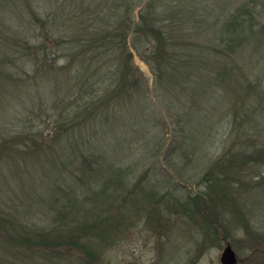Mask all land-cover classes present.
I'll return each mask as SVG.
<instances>
[{
    "label": "rangeland",
    "instance_id": "374dc122",
    "mask_svg": "<svg viewBox=\"0 0 264 264\" xmlns=\"http://www.w3.org/2000/svg\"><path fill=\"white\" fill-rule=\"evenodd\" d=\"M190 1L189 49L208 66L203 80L185 83L184 98L157 85L147 61L130 47L149 85L135 107L142 113L136 123L148 133L143 138L134 122L113 132L99 124L92 132L89 116L83 132L79 126L61 131L82 120L73 117L78 105L66 97L71 89L61 73L47 84L32 55L22 63L13 43L17 29L31 44L43 34L16 24L27 14L26 0H0V264H221L228 244L240 264H264V156L240 167L229 161L234 153H246L245 159L249 152H264V0ZM242 4L255 13L253 34L226 54L209 48L206 38ZM56 6L63 18L74 8L72 0H57ZM207 12V21L200 22ZM80 137L90 138L81 146L85 153L109 149L111 164L78 187L64 159L74 157L71 146L83 142ZM120 137L125 144L114 153ZM122 168L121 187L107 188L105 174ZM63 184L75 186L73 201L58 194ZM104 189L120 198L106 204L108 218L101 215L97 226L93 205ZM76 221L104 233L77 236L90 252L59 240L34 250L13 241L25 229L64 236Z\"/></svg>",
    "mask_w": 264,
    "mask_h": 264
},
{
    "label": "trees",
    "instance_id": "16d2710c",
    "mask_svg": "<svg viewBox=\"0 0 264 264\" xmlns=\"http://www.w3.org/2000/svg\"><path fill=\"white\" fill-rule=\"evenodd\" d=\"M72 1L73 10L67 11V16L63 18L56 12L59 8L56 6L57 0H47L46 5H40L36 0H26L27 14H22L16 24L19 26L30 24L34 31L43 34V38L40 42L37 40L36 43L31 44L25 36L18 33L17 29L16 37L13 39L19 55H24L21 56L24 61L20 62L26 65L28 62L26 58L32 55L35 67L41 70L47 84H52L49 79L51 75L61 73L66 85L70 87L71 93L66 94V97L70 95L78 105L73 117L75 119L82 117V120L70 121L60 127L61 131L68 132L79 126L78 133L80 130L83 132L87 129V126L81 129L82 126L87 125V121L84 119L86 116L91 118L89 126H91L92 132L99 131V124L103 125L101 130L105 128L110 132L120 128V124L127 125L130 129L133 122L135 123L133 126L137 128L140 126L137 123L140 124L142 113L135 107L140 103L141 96L146 92L149 93V85L136 66L130 47L137 50L139 55L142 54L141 58L147 61L154 74L155 83L166 89L167 92L175 91V97L178 100L185 96L186 82L197 80V78L199 81L203 80L208 61H203L199 55L191 53L189 49L192 45L190 42L192 33L187 30L190 19L189 7L192 5L190 0ZM194 1L198 4L203 0ZM136 9H138L137 16ZM208 14L207 12L200 22H206ZM255 19V13L247 5L238 6L227 17L224 25L219 30L213 29L210 37L206 38L211 44L209 48L226 54L231 49L240 47L241 43L247 39L248 34L253 31ZM212 27L214 26L209 25V28ZM248 29L249 32L245 33ZM131 36V43H129ZM198 39L200 38L198 37ZM64 43H68V45H64ZM197 57L201 60L198 61ZM16 64L18 66L21 63L17 60ZM52 78L54 79V76ZM67 81L70 82V86ZM97 112L99 113L96 114ZM128 116L132 119L130 124ZM221 128L219 127L218 132ZM196 129L197 127L192 130ZM137 130L141 133L137 137L145 138L148 135V133H144L145 129L141 126ZM162 130L155 131L157 132L155 135L163 134ZM154 137L145 141L146 147L151 145ZM89 139L80 137L83 142L71 146L75 153L74 157L64 159L66 164L68 162L73 167V179L80 183L78 187H81L86 179H93L98 174L107 173L109 168L105 166V163L111 164L107 159L109 149L106 147L104 152L101 150H93L88 153L82 151L81 146L86 144V140ZM118 140L120 142L114 145V153L121 151L120 149L125 144L121 137ZM155 144H158V140L155 141ZM244 156L246 153L238 155L234 153V157L229 160L230 165L240 167L248 162H256L257 159H261L260 156H264V152L261 150L252 151L247 153L245 159L242 158ZM65 170H68V166ZM122 172L123 168L120 173L114 170L105 174L107 188L110 186L111 188L121 187L120 180H123L124 176ZM233 176L236 177L235 174ZM63 177L66 179L67 176ZM73 187L75 186L63 184L60 186L58 194L71 202L75 198L71 195L76 192L72 191ZM106 189L102 190L104 195L97 194L94 200L97 203L93 205L95 217H98L95 219L97 226L101 224L100 220L104 219L101 215L108 218L106 204L120 198L115 191L107 192ZM63 206L65 208L68 205L64 203ZM78 207L77 205V209ZM69 224L74 226L66 228L67 233L64 236L29 232L25 229L24 232L19 231L17 235L13 236V241L23 244L26 248L30 246L34 250L33 246L37 244L50 245L59 240V244L63 246L68 244L90 252L86 245L79 242V239L83 237L81 232L94 237L96 235L97 238L104 237L101 230L97 231L98 229H93L90 225L86 226L77 221L75 224ZM77 236L79 239L76 241Z\"/></svg>",
    "mask_w": 264,
    "mask_h": 264
},
{
    "label": "water",
    "instance_id": "95a60500",
    "mask_svg": "<svg viewBox=\"0 0 264 264\" xmlns=\"http://www.w3.org/2000/svg\"><path fill=\"white\" fill-rule=\"evenodd\" d=\"M220 262H221V264H237L236 252L230 244H228L224 248V250L220 256Z\"/></svg>",
    "mask_w": 264,
    "mask_h": 264
},
{
    "label": "flooded vegetation",
    "instance_id": "af4514ba",
    "mask_svg": "<svg viewBox=\"0 0 264 264\" xmlns=\"http://www.w3.org/2000/svg\"><path fill=\"white\" fill-rule=\"evenodd\" d=\"M237 264H240V259H239L238 255H237Z\"/></svg>",
    "mask_w": 264,
    "mask_h": 264
}]
</instances>
